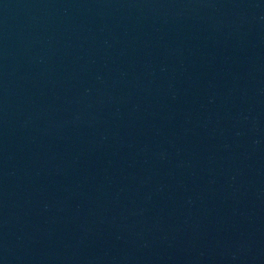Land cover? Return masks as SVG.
I'll return each mask as SVG.
<instances>
[{
  "label": "water",
  "instance_id": "95a60500",
  "mask_svg": "<svg viewBox=\"0 0 264 264\" xmlns=\"http://www.w3.org/2000/svg\"><path fill=\"white\" fill-rule=\"evenodd\" d=\"M0 264H264V0H0Z\"/></svg>",
  "mask_w": 264,
  "mask_h": 264
}]
</instances>
